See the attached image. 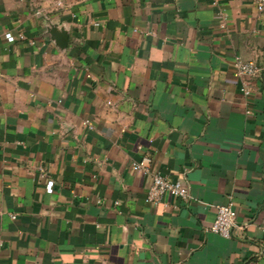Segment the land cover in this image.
Returning a JSON list of instances; mask_svg holds the SVG:
<instances>
[{
    "label": "crops",
    "instance_id": "1",
    "mask_svg": "<svg viewBox=\"0 0 264 264\" xmlns=\"http://www.w3.org/2000/svg\"><path fill=\"white\" fill-rule=\"evenodd\" d=\"M0 264H264L256 0H0Z\"/></svg>",
    "mask_w": 264,
    "mask_h": 264
},
{
    "label": "built area",
    "instance_id": "2",
    "mask_svg": "<svg viewBox=\"0 0 264 264\" xmlns=\"http://www.w3.org/2000/svg\"><path fill=\"white\" fill-rule=\"evenodd\" d=\"M57 4L60 5L61 2L58 1ZM256 6L259 11H262L264 9V0H256ZM20 38H24V36L20 35ZM235 66V76L241 79L256 78L262 69L254 61H243L240 59L236 60ZM242 90L244 94L249 93L246 83H243ZM84 123L89 125L87 121H84ZM149 163L150 158L144 156L141 160L132 162L131 168L143 174H151ZM188 195V188L182 182L171 180L167 176L155 173L152 175V184L146 193L145 202L149 204L161 203L164 196L186 200ZM214 207L215 217L209 230L220 236L230 237L236 224V212L232 204H216Z\"/></svg>",
    "mask_w": 264,
    "mask_h": 264
},
{
    "label": "water",
    "instance_id": "3",
    "mask_svg": "<svg viewBox=\"0 0 264 264\" xmlns=\"http://www.w3.org/2000/svg\"><path fill=\"white\" fill-rule=\"evenodd\" d=\"M53 36L56 38V40L60 43V44H63L65 45L66 43V40H67V34L65 33H56L55 31L52 32Z\"/></svg>",
    "mask_w": 264,
    "mask_h": 264
}]
</instances>
